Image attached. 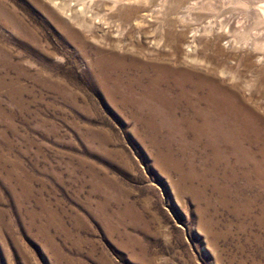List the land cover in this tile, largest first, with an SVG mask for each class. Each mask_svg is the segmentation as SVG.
<instances>
[{
	"label": "rangeland",
	"instance_id": "374dc122",
	"mask_svg": "<svg viewBox=\"0 0 264 264\" xmlns=\"http://www.w3.org/2000/svg\"><path fill=\"white\" fill-rule=\"evenodd\" d=\"M0 264H264V0H0Z\"/></svg>",
	"mask_w": 264,
	"mask_h": 264
},
{
	"label": "bare ground",
	"instance_id": "6f19581e",
	"mask_svg": "<svg viewBox=\"0 0 264 264\" xmlns=\"http://www.w3.org/2000/svg\"><path fill=\"white\" fill-rule=\"evenodd\" d=\"M192 81L195 85L186 95L193 97V103L201 114L199 117L202 120L197 126L198 129L207 130L210 126H215L213 130L216 131V134L222 137L220 131L223 129L228 133V138L232 137L237 130H245L246 121L239 119L242 109L238 102L227 94L228 88L222 89L220 84L213 81V78L199 77ZM201 102L203 106H199Z\"/></svg>",
	"mask_w": 264,
	"mask_h": 264
}]
</instances>
